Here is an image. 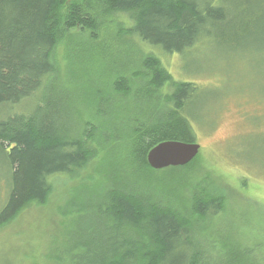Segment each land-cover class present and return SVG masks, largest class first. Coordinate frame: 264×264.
Returning <instances> with one entry per match:
<instances>
[{
    "label": "trees",
    "instance_id": "1",
    "mask_svg": "<svg viewBox=\"0 0 264 264\" xmlns=\"http://www.w3.org/2000/svg\"><path fill=\"white\" fill-rule=\"evenodd\" d=\"M120 14L130 22L123 35L165 55H183L203 39L225 41L232 50L247 46L249 52H264V0H0V161L7 172L0 227L29 205H44L51 176L78 177L112 145L107 183L86 193L85 204L78 205L82 221L88 217L85 232L97 235L83 236L70 250L86 251L80 264H226L215 260L213 245L204 243L211 247L207 252L191 237L196 224L224 208V198L202 183L188 184V196L183 195L180 186L200 164L199 153L185 166L158 171L146 160L162 142L194 143V120L185 111L197 90L194 83L173 80L151 51L142 63L149 75L150 89L142 93L148 110L142 119L130 118L127 134L118 129L123 123L116 116L108 119L107 133L94 120H77V103L67 89L57 87L58 95H49L48 83L56 82L57 73L52 57L62 40L80 31L95 41L107 19ZM167 83L171 92L161 98L158 92ZM128 84L117 77L112 88L126 97ZM119 141L125 145L117 148ZM126 176L143 184V191L111 182ZM232 250L234 263L253 264L250 250Z\"/></svg>",
    "mask_w": 264,
    "mask_h": 264
},
{
    "label": "rangeland",
    "instance_id": "2",
    "mask_svg": "<svg viewBox=\"0 0 264 264\" xmlns=\"http://www.w3.org/2000/svg\"><path fill=\"white\" fill-rule=\"evenodd\" d=\"M129 27L127 16L120 14L107 19L95 41L86 33L71 31L53 54L57 73L56 82L50 79L48 83L49 95L57 94V87L67 89L77 103V120H94L100 124V132L107 133L111 128L108 119L116 116L123 123L118 129L127 134L130 118L137 115L142 119L148 110L142 93L150 89L149 75L142 63L151 51L173 80L194 83L197 90L185 111L194 120V143L200 146L201 162L191 168L188 178L184 176L180 187H185L183 195L188 196V184L202 183L224 198V208L218 216L196 224L191 237L213 245L216 261L236 264L232 250L236 248L239 253L250 250L253 264H264V52H249L247 46L232 50L226 48L225 41L203 39L183 55H165L123 35L121 30ZM117 77L129 81L123 89L131 94L122 97L114 92L112 84ZM170 92L167 83L158 95L163 98ZM74 111L72 108L69 113L71 118ZM124 145L125 141H119L116 146ZM111 146L101 149L76 178L51 176L47 202L29 205L0 227V264H80L86 251L70 250L83 236L97 235L96 230L85 232L83 224L88 217L82 221L78 205L85 204L86 193L94 194L107 183ZM115 156L119 158V152ZM6 174L0 161V209L7 197ZM115 180L129 191L144 189L131 176L111 182ZM60 257L63 260L57 259Z\"/></svg>",
    "mask_w": 264,
    "mask_h": 264
},
{
    "label": "water",
    "instance_id": "3",
    "mask_svg": "<svg viewBox=\"0 0 264 264\" xmlns=\"http://www.w3.org/2000/svg\"><path fill=\"white\" fill-rule=\"evenodd\" d=\"M199 150L200 146L195 143L165 141L152 148L146 160L153 170L181 167L189 164Z\"/></svg>",
    "mask_w": 264,
    "mask_h": 264
}]
</instances>
